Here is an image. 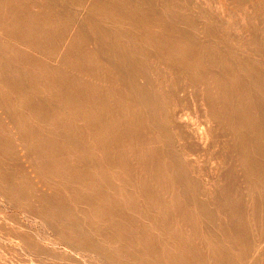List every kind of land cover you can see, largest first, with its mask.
Segmentation results:
<instances>
[{"label":"rangeland","instance_id":"374dc122","mask_svg":"<svg viewBox=\"0 0 264 264\" xmlns=\"http://www.w3.org/2000/svg\"><path fill=\"white\" fill-rule=\"evenodd\" d=\"M221 4L225 5V7L231 12V18L229 19V21L224 19V13L221 8ZM247 20L250 21L249 24L247 23ZM262 22H264V0H29V1L28 0H0V68H2L0 70V87L3 86L2 88H0V170H1L0 171V200H1L0 201V205H1L0 206V236L2 237V238L0 237V242H1L0 243V263L9 264V261H10L11 262L10 264H19V263L20 264H52V262L53 264H63L64 262L65 263L67 262L66 264L68 263L70 264H82V263L83 264H114V263L124 264L125 262H127L126 264H129V263L133 264L134 262L135 264V262H137L136 264H138L140 261L141 263L143 262V264L144 262L145 264L147 263L148 264H153V263L166 264L165 262H168V264L169 263L174 264L175 262L179 264V262L182 260L180 264H185L183 261L187 259V261H185L186 264L188 261L192 264L194 263L195 264H219L221 262L223 264H226V263L235 264L236 262L240 264L244 262H245L244 264H264L263 262L264 254L260 255L262 257H259V255H255L258 251H260V254H261L264 249V243H263L264 242L263 241L264 240L263 239L264 238V222H263L264 221L263 219L264 218V208H262V211L260 208H258L260 211L256 209L255 211H251L249 213L244 212L243 209L236 208L237 212H234V210H236L235 207L234 209H232L233 206H235L234 204L238 203V201H244L246 196H249V195L244 194L245 197H242L243 196L242 191L245 189H241V191L238 190L239 192H237L236 188L231 189V187L228 186V190H229L228 193H231L230 194L231 196L235 195V193L237 194L241 193L242 195V196L239 195V197L237 198V202L236 201L233 202V199L230 197L229 194H227L230 200L232 201L230 203L227 200V203L231 204L232 206L227 204L226 200H225V203L222 201H215L216 203H214L213 199H210L207 196L206 187L204 185L205 180H202L201 178H203V175L206 173L214 172L212 164L217 163V161L219 160V157L217 154H213V155L212 154H201L198 151V148H197L198 146L197 145L195 146V144H198V142H197V138L196 137L194 138L195 135L192 131H195L199 128L200 120L203 118V115H202V109L200 105L196 103V97L194 95L195 93L193 92L191 88L193 87L191 86V82L193 85L194 83L193 80L195 79V77H198L201 79L203 78L204 81H208L212 78H217V80L220 82L228 81L227 78L233 77L231 74V71L234 67L233 59L236 60L237 58L240 60H244V65L241 69V74H240L241 80L247 81L248 79H250V74L253 70L257 73H262V72H259L260 69H264V24H262ZM243 31H245L246 33H250L252 35L251 37H253L254 40H257V41L259 40V44H261L260 51H261V55L263 56V58L256 57V56L248 57L243 52L239 53V50L243 43V37L241 35V32L243 33ZM109 57L111 59L113 58L112 60H109L110 62L107 60V59H110ZM114 59L115 61L113 63L112 61ZM87 64L90 66L92 65V66L91 67L87 66ZM248 68L250 70H247ZM200 71H204L202 72L204 75L201 74ZM61 78H63V80ZM144 82L146 83L147 86L145 85ZM17 85L19 86L22 85L20 88H22L23 90L20 89L19 86ZM62 85H64L66 89H64L63 88L64 86L62 87ZM139 86H140V89H139ZM142 87H144V89ZM174 87L176 89H174ZM102 89L104 91H102ZM83 90H84V93H83ZM146 91L148 92L150 91L148 95H147L148 92ZM222 92L224 96L223 98L224 101L225 99L229 100L230 96L228 94L232 93V90L225 87ZM92 93H95L96 96L98 94V96L96 97ZM115 93L117 94V96L115 95ZM39 95L40 97H38ZM143 95L146 98H142ZM42 96L44 100L42 99ZM47 96H50V97H47ZM162 96H166L167 98L166 97L164 98ZM115 97H117L116 98L117 100L115 99ZM263 98H264V95L259 96L258 99L255 98L256 100H253L252 103L249 102L248 108L250 111L246 109L244 110V114H249L252 111V107H257L258 105L263 104L264 103V101L262 100ZM101 100H103L102 103H100ZM160 100H161V103H157V102H160ZM78 101L79 103L82 102L83 104L82 103L79 104ZM113 101L114 102L116 101L115 102L116 104L113 103ZM94 102H96L98 105ZM145 102H147V104ZM169 102H172V103H169ZM118 103L119 105H117ZM93 105H96V106H93ZM123 105H124V108H123ZM148 105L149 106L151 105L152 106L151 108L153 109H151ZM166 105L169 108L171 107L170 110ZM119 106L122 108V109L120 108L121 112H119L120 111ZM116 108H118V110ZM147 112L149 113V115L147 114ZM126 114H129V115H126ZM184 114L188 115V119L190 120V124H191L187 128H183L179 123L177 124L178 117L180 118L182 116L181 118H184L185 117ZM12 115H13L12 117L13 120L11 118ZM100 115L102 116L100 117ZM121 115H126L124 116V118L126 119V121L123 122L124 124L122 123V121L125 119ZM137 115L140 117H138ZM189 115H190V118H189ZM65 116L66 117L68 116V117L66 118ZM126 117L129 119H127ZM112 118L114 119L112 120ZM14 119H15V122H14ZM170 119L173 121L174 119L176 120L172 122ZM192 119H195V120H192ZM63 120H66V121H63ZM119 120H122V121H119ZM129 120H131L132 126ZM141 120L143 121L142 123H141ZM169 120L171 122L170 126L166 122ZM128 122L130 126H128L129 125ZM138 122H140L139 125H137ZM16 123H18V125ZM159 123H161L160 129L161 130L163 129L164 130V131L162 130L163 132H161V130L158 128ZM162 123H164L165 125ZM114 124L116 126H114ZM142 124L144 125L146 124V125L144 126ZM3 126L5 127V130L3 129L4 128ZM131 127H133V131L131 130L132 129ZM128 128L132 131L131 132L132 136L128 135L130 137L125 135V134H131ZM141 128L142 129L144 128L148 132L146 131L145 133V131L142 130ZM134 129H136L137 132ZM181 129H184L185 131L186 130L189 131V135H188L189 137L187 136L186 139H184V142L188 146L187 151L179 150L177 144H173L172 147L170 146V138L173 137L175 132L183 135V132L179 131ZM62 131L64 133L66 132L65 136L67 138L65 136L63 137L61 136V135H64ZM138 131L140 132L138 133ZM141 131H144V132H142L141 134ZM67 133L71 135H67ZM133 133L136 135L134 136ZM143 133H145L146 135L148 134V135L145 136V134ZM76 134L79 135L81 138L77 136ZM120 134H122L123 137ZM140 134L141 136L142 135L143 136L141 137ZM2 135H5V136H2ZM71 136H74L75 138L73 137L72 138L75 140L77 138L78 139L77 142L73 140ZM143 137H146V138H143ZM131 138H133V140ZM60 139L61 140L63 139L62 140L63 142L60 141ZM68 139L69 140L71 139L70 141L72 142H70ZM129 139H131L130 141L131 143L133 142L134 143L133 144L129 143ZM156 140L160 143V145L159 143L158 145L155 144L157 143ZM153 141L155 142L153 143ZM16 142L17 144H15ZM49 142L50 143L52 142V143L50 144ZM53 143H55V146L53 145ZM56 144H58V147L54 149L53 146L56 147ZM71 144L74 146L78 145L76 148L77 150H73L75 148L74 146H71ZM59 145H63L65 149H62L63 147ZM152 145L156 147L154 148ZM107 146L109 147V149ZM50 147H52L53 150ZM59 147L60 149H58ZM150 147H153V148H150ZM70 148L73 151L71 150L68 151ZM110 148L112 150H110ZM158 149L160 153L164 155V157H162ZM20 150H22L23 152L21 153ZM62 150L65 152L67 151V152L64 153ZM118 151L121 152L122 154L119 153ZM56 152H60L62 155V158H66V161L67 160L68 161L65 162V159H64V161L60 162L63 159L60 157L61 155H59V153H56ZM69 152H71L72 154L70 155ZM68 153L70 156L68 155ZM146 153L148 154L149 157L147 156ZM153 153H155L159 158H157V156H155V154ZM55 154H57L58 156L56 155L55 157ZM152 154L155 156V158L150 157L152 156ZM113 155H115L114 157H117V158H114ZM15 156L19 159H17ZM46 156H48V159ZM124 156H127V157H124ZM67 157H69V159L71 158V160H69ZM56 158L59 159V161ZM93 158H96V160ZM147 158H149V162ZM25 159L27 160L25 161ZM198 159L200 161H198ZM29 160L31 163H29ZM39 160L41 163L39 162ZM121 160L124 163V164L122 163V165H120ZM155 160H158V161H155ZM186 161H189V162H186ZM26 162L29 164L25 165ZM57 162L60 164L63 163L61 164L62 166L60 164L58 165ZM200 162H202L203 164L202 163L200 164ZM177 164H179L183 168H188L187 173H189V175L184 179L186 184L182 185L183 186L182 189L185 188L186 190H188L187 188L189 189L191 188L190 191L194 190L193 194L195 193L194 194L195 197L192 198L191 196L190 197L191 199L189 198L190 200H187L185 196L181 195L182 190H181L180 185H178V187L176 185H175L176 187L171 185L169 177L173 173H170L168 176H164L166 168H171L174 166L178 168L179 165ZM124 166H127V168ZM230 169H232V167H230ZM128 172H130V174ZM197 172L199 174H197ZM131 173L133 175H131ZM134 173L136 175H134ZM139 175H141L140 178H139ZM124 176L126 179L124 178ZM133 179L136 180L137 184L135 180ZM148 179H150L152 183ZM38 181H40V183ZM42 182L44 183L42 184ZM129 182L131 183L129 184ZM14 183H15V187L17 188H13ZM142 183L144 184V186ZM167 183L169 184V186ZM39 184H41L42 186ZM46 184H48L49 186ZM149 184L151 185L150 188H149ZM18 186H19V189H18ZM164 186L165 187L167 186L168 190ZM153 187H156V188H153ZM161 187H163V189ZM44 189H46V191ZM155 189L158 190V192L154 191ZM171 189L174 190V192ZM148 190H152L153 193L152 191L148 192ZM202 190H204L205 192H203ZM198 192L199 194H197ZM200 192H202V194ZM161 193H163L162 196H161ZM203 193H206V195ZM173 194L175 197L173 196ZM159 196L164 198L163 199L164 202L162 201V198H160ZM10 197H13V198H10ZM181 198L186 201L185 202L183 200L181 201ZM140 199L142 201H140ZM149 199L151 200V203H155L157 205L156 208L153 207V205L155 204L151 205L150 201H148ZM199 199H202V201ZM207 199H209V201L210 202L212 201L213 203L211 202V205H210ZM179 200L181 202H179ZM205 200H207L208 202ZM10 201L11 203H9ZM175 201L178 203H176ZM198 201L199 202L201 201L199 204L202 207L199 206V204H197ZM17 202L20 206H18ZM205 202L208 204V206ZM223 203L224 205L227 204V207H230L229 210L226 206H225L226 210H224ZM105 204L108 205V208H107V205ZM171 204L172 206H170ZM167 205L169 206V208ZM220 205H223V206H220ZM166 206H167V209H166ZM193 206L194 208L192 210ZM197 206H199V208H197ZM188 207H189V210H188ZM219 207H221L224 212L229 211V213L230 212L231 213L229 215H226L228 214V212L227 213L225 212L226 213L225 214L222 211V209ZM33 208L35 210H33ZM117 208H120V209L116 210ZM152 208L156 210H152ZM200 209H202V211ZM94 210L96 211V213ZM157 210L160 211L162 214H160ZM165 210L169 214L171 212V214L170 215L167 214ZM204 210H206L207 212ZM46 211L49 213H46ZM179 211H182V213ZM188 211L190 212L188 213ZM192 211H194V213L198 212L199 214L198 213L194 214L192 213ZM118 212H120L121 214ZM260 212H262L261 215H260ZM133 213H134V217H133ZM173 213H175V215H173ZM256 213L258 214V216ZM46 214L48 215L46 216ZM151 214L155 218L150 216ZM177 214H179V217ZM233 214H236V215L234 216ZM43 215H44V218L46 217L45 219L46 221L44 220ZM57 215L60 218H58ZM61 215L63 216L61 217ZM164 215L171 216V217H166ZM194 215L195 217L196 216L198 217L201 215L203 216V218L204 216L206 218H204L205 219L204 220L200 216V219L198 218L197 220V217L194 218ZM207 215L209 216V220L211 218L210 220L211 222L208 220ZM131 216L132 218L129 219V217ZM159 216H162L165 219L163 220L162 217L158 218ZM229 216L230 217L232 216L231 219ZM156 217L158 218L159 222ZM39 218L40 219L42 218V220H40ZM126 218L128 219L126 220ZM172 218H174L176 222ZM201 219H203V221ZM177 220L180 222V224ZM200 220L203 222V225H202V222H199ZM222 220H223V224L221 222ZM258 220H260V222ZM81 221L84 222L85 226L82 224ZM163 221H164V224H163ZM225 221L230 222V224L232 221V224L230 225L228 224V222H226V225H225ZM45 222H46V225H43L45 224ZM105 222L109 227H107ZM131 222L132 224H137V226L131 225ZM191 222L193 225L191 224ZM217 222H218V225H217ZM141 224H143V226ZM156 224L157 225L159 224L158 226L160 225L163 226L167 224L168 228L167 229L164 228L166 226H163L162 228L160 226L158 228ZM204 224H206V226ZM208 224H210L211 226L210 225L208 226ZM213 224H215L216 227ZM256 224H260L259 226H261V228L260 227L259 229L256 228L258 227ZM54 225H56V227ZM110 225L112 226L113 229H111ZM172 225H177V226H174L173 228ZM200 225L203 226V228ZM239 226L242 228H240ZM23 227L25 229H23ZM105 227H106V230H104ZM156 227L157 229H154ZM219 227L220 229H218ZM223 227L224 229L225 227H228V228L223 230ZM101 228L104 231L101 230ZM150 228L151 229L153 228L154 230L152 229L153 230L152 231ZM253 228H255V230ZM168 229L172 230L171 233ZM201 229L203 230V234H206V235L202 234ZM207 229L208 230L210 229V231L212 232L209 233ZM260 229L262 232L260 231ZM57 230H58V233H57ZM94 230H96L97 233H95ZM123 230L124 231L126 230L128 232L125 231L124 233ZM163 230L167 233L163 232ZM193 230H194V233L198 232V234H194ZM82 231L84 233H82ZM106 231H108L109 234L105 233ZM175 231H178L177 235ZM191 231L194 235L190 234ZM71 232H73V234ZM136 232H139V233L141 232L140 233L141 235L143 232L144 233L142 237L140 238L138 233L135 234ZM180 232H183V233H180ZM244 232L246 233V235H244L245 234ZM248 232L250 235L248 234ZM123 233L126 235H124ZM156 233L158 234V236ZM155 234L156 236H154ZM181 234L182 235L185 234L183 236H185L186 238L185 240L187 242L184 240V237L181 236ZM200 234L202 236H200ZM103 235L106 236V238L105 237L104 238L107 240L103 238ZM132 235H135L136 238ZM213 235H214V238H213ZM85 236L88 238H85ZM89 236H91V238H89ZM110 236H111V239L109 238ZM127 236L128 237L131 236L132 239L131 237L130 239H128ZM143 236H146V237L144 238ZM250 236L252 237L254 236L253 239L255 240L253 241L252 237ZM79 237H80V240H79ZM152 237H154V240L152 239ZM197 237H199L200 240L197 239ZM246 237H248L247 240L251 238L249 240L250 243L249 241L246 240ZM259 237H262V239L261 238L259 239ZM161 238L162 239L167 238V239L163 241L161 240ZM118 239H119V242H118ZM121 239L124 240V241L122 240L123 243L120 241ZM134 239H136V242H133ZM172 239L175 243L172 241ZM203 239H204V242H202ZM205 239H208V241L206 240V244H204L203 246L202 244L205 243ZM242 239L243 240L245 239L244 242L248 243V246H246V243H243ZM27 240L28 241L30 240L28 246H27L28 244ZM127 240L130 241L129 244L128 242H126ZM160 240L163 242V243L161 242L162 244L160 243ZM67 241L71 244L74 243L73 244L74 248H72L73 246L69 244ZM87 241H90V242H87ZM99 241L101 245H104V248L106 247L108 248L104 249L103 246H100ZM112 241H114V243ZM115 241H117L118 243L117 242L115 243ZM144 241L145 242L147 241L151 245L156 241L158 242H156V245L154 243L153 244L154 247H152L148 243L146 245ZM189 241H190V245L193 244L192 246L190 245L187 246V244H189L188 243ZM210 241H213L215 243L210 242ZM230 241H233V243ZM4 242H6V244ZM32 242L35 243V245ZM125 242H126V245H123L125 244ZM217 242L219 243L217 244ZM157 243L161 244V246ZM237 243L238 245L240 244V246L237 247ZM241 243L243 247L241 246ZM1 244H4V245H1ZM130 244L133 247H130L131 246ZM172 244H174L175 246L173 245V247H171ZM177 244L180 245L179 250H178L179 245L177 246ZM31 245L33 247L32 249H30ZM118 245H121V246H118ZM145 245L147 248L145 247ZM229 245L231 247H229ZM19 246H22L21 247L22 250ZM95 246H96L95 249L97 250L94 249ZM127 246L129 249L134 248V250H129ZM197 246L200 247V249H197L198 248ZM210 246L211 247L214 246V247L211 248ZM136 247H138L139 251L136 250ZM247 247L248 248L251 247V248L248 249ZM160 248L165 250V252L162 250V255H161ZM181 248L183 250H181ZM185 248L188 251L190 250L189 253H191V255L185 252L186 250ZM201 248L204 250H202ZM41 249H43V251L45 252H43ZM114 249L117 250V252L114 251ZM154 249L155 250L157 249V250L155 251ZM192 249L193 250L195 249V250L193 251ZM241 249L243 251L242 256H240L242 253ZM35 250H37L38 253L34 252ZM148 250L150 252L149 254H148ZM200 250H202L203 252L201 251L200 253ZM207 250H209V252ZM103 251H106V253ZM130 251L132 252V254ZM143 251L147 253L144 254ZM152 251H154V253H151ZM191 251L195 252V255L194 253L192 254ZM196 251H198L199 253ZM226 251L229 254L226 253ZM29 252L30 253L34 252V253L30 254ZM211 252L213 253V255ZM244 252H247V253H244ZM121 253H123V255ZM248 253H249V257L247 256ZM106 254L108 255V257H105L107 256ZM147 254L151 255L150 257H153V258L148 257ZM244 254L246 255L245 259H247L248 262L245 261L244 256H243ZM59 255H61L63 259L60 258L61 256ZM158 255L160 258L158 257ZM169 255H170V258H169ZM113 256L114 258H112ZM145 256L148 257V259H146ZM181 256L184 259L181 258ZM189 256L191 257L193 256L196 260ZM231 256L233 260L231 259ZM166 257H168V259ZM127 258H129L130 260ZM156 258L157 260L160 259L158 260L159 262L156 260ZM259 258H261L260 260L262 263H260ZM138 259H141V260L137 261ZM152 259L153 260L155 259L158 263L154 262ZM235 259L236 260L239 259V262L236 261ZM121 260L122 262H120ZM131 260H133V262ZM163 260L164 261L166 260V261L164 262ZM167 260H170V262ZM230 260L231 262L232 261L233 262L231 263ZM240 260L242 261V263ZM172 261L173 262L175 261V262L173 263Z\"/></svg>","mask_w":264,"mask_h":264},{"label":"bare ground","instance_id":"6f19581e","mask_svg":"<svg viewBox=\"0 0 264 264\" xmlns=\"http://www.w3.org/2000/svg\"><path fill=\"white\" fill-rule=\"evenodd\" d=\"M29 1V0H28ZM170 4V3H169ZM252 6V5H251ZM221 8H222V10H223V13H224V19L225 20H227V21H229V19L231 18V12H230V10H228L226 7H225V5H222L221 4ZM248 8V7H247ZM252 8V7H251ZM18 12V11H17ZM202 14V13H201ZM131 15V14H130ZM255 16V15H254ZM198 19V18H197ZM246 19V18H245ZM6 21V20H5ZM221 21V20H220ZM32 22V21H31ZM37 23V22H36ZM235 23V22H234ZM247 23L249 24L250 23V21H248L247 20ZM256 23V22H255ZM22 24V23H21ZM116 24V23H115ZM261 24V23H260ZM262 24H264V22H262ZM77 25V24H76ZM189 25V24H188ZM187 25V26H188ZM216 25V24H215ZM77 27V26H76ZM75 27V28H76ZM253 27V26H252ZM238 28V27H237ZM29 29V28H28ZM66 29V28H65ZM84 29V28H83ZM108 29V28H107ZM195 29V28H194ZM246 29V28H245ZM236 30V29H235ZM251 30V29H250ZM251 32V31H250ZM57 33V32H56ZM28 34V33H27ZM6 35V34H5ZM182 35V34H181ZM241 35H242V37H243V43H242V45H241V48H240V50H239V53L240 52H243L244 54H246L248 57H250V56H256V57H260V58H263V56L261 55V44H259V40L257 41V40H254L253 39V37H251L252 35L250 34V33H246L245 31H243V33L241 32ZM18 36V35H17ZM16 36V37H17ZM28 36V35H27ZM12 37V36H11ZM21 37V36H20ZM29 37V36H28ZM51 37V36H50ZM62 37V36H61ZM211 38V37H210ZM21 39V38H20ZM31 39V38H30ZM78 39V38H77ZM18 40V39H17ZM24 42H25V40H24ZM37 42V41H36ZM2 44V43H1ZM38 44V43H37ZM185 45V44H184ZM183 47V46H182ZM6 48V47H5ZM116 48V47H115ZM151 48V47H150ZM227 48V47H226ZM9 50H10V48H9ZM183 50V49H182ZM185 50V49H184ZM196 50V49H195ZM226 50V49H225ZM19 51V50H18ZM117 51V50H116ZM187 51V50H186ZM151 52V51H150ZM15 53V52H14ZM111 54H112V52H111ZM185 54H187V53H185ZM7 55V54H6ZM204 55V54H203ZM110 56V55H109ZM191 56V55H190ZM108 57V56H107ZM179 57V56H178ZM206 57V56H205ZM5 58V57H4ZM82 58V57H81ZM110 58V57H109ZM143 58H144V56H143ZM191 58V57H190ZM28 59V58H27ZM106 59V58H105ZM113 59V58H112ZM111 58L110 59H107L108 61L109 60H112ZM116 59V58H115ZM115 59L112 61L113 63H114V61H115ZM125 59V58H124ZM179 59V58H178ZM205 59H207V58H205ZM22 60H23V58H22ZM65 60V59H64ZM180 61V60H179ZM204 61V60H203ZM209 61V60H208ZM16 62V61H15ZM110 62V61H109ZM117 62V61H116ZM155 62V61H154ZM233 62H234V67H233V69H232V71H231V74H232V78H227L228 79V81H223V82H220V81H218L217 80V78H212V79H210V80H208V81H204V79L202 78H198V77H195V79L193 80L194 81V83H193V85H192V82H191V86H193V87H191L192 88V90H193V92L195 93L194 95H195V97H196V103H198L199 105H200V107H201V109H202V115H203V118L200 120V125H199V128L197 129V130H195V131H192L193 133H194V138L196 137L197 138V142H198V144H195V146L197 145L198 147V151L201 153V154H217L218 155V157H219V160L217 161V163H213L212 165H213V169H214V172H212V173H206V174H204L203 175V178H201L202 180H205L204 182V185H205V187H206V193H207V196L210 198V199H213V201H214V203H216L215 201H222V202H224L225 203V200H226V203H227V200H228V202H232L231 200H230V198H229V196L227 195V194H231V193H228V186H230L231 187V189L232 188H236L237 189V192H239L238 190H240L241 191V189H245V190H243L242 191V195H241V193L240 194H237V193H235V195H233V196H231L230 195V197L233 199V202H237V198L239 197V195H241L242 197H245L244 196V194H246V195H249V196H246V198L244 199V201H238V203H235L234 205L235 206H233V208L232 209H234V207H235V209L236 208H240V209H243L244 210V212H251V211H255L256 209L258 210V211H260L258 208H260L261 209V211H262V208H264V103L263 104H260V105H258L257 107H252V111L249 113V114H244V110H246V109H248L249 110V108H248V104H249V102H251L252 103V101L253 100H256V99H258L259 98V96H262V95H264V69H260L259 70V72H262V73H257V72H255L254 70L251 72V74H250V79H246L247 81H243V80H241V78H240V74H241V69H242V67H243V65H244V60H240V59H233ZM11 64V63H10ZM97 64V63H96ZM3 65V64H2ZM1 65V66H2ZM58 65V64H57ZM82 65V64H81ZM99 65H100V63H99ZM114 65H116V64H114ZM12 66V65H11ZM10 66V67H11ZM87 66H90V65H88L87 64ZM92 66V65H91ZM90 66V67H91ZM117 66H119V65H117ZM122 66V65H121ZM123 67V66H122ZM179 67V66H178ZM97 68V67H96ZM157 68V67H156ZM2 68H0V70H1ZM79 69V68H78ZM92 69V68H91ZM122 69V68H121ZM209 69V68H208ZM6 70H7V68H6ZM10 70V69H9ZM141 70V69H140ZM159 70V69H158ZM247 70H250L249 68L247 69ZM5 71V70H4ZM160 71V70H159ZM212 71V70H211ZM221 71V70H220ZM8 72V71H7ZM34 72V71H33ZM168 72V71H167ZM202 72H204V71H200V73L201 74H203ZM2 73V72H1ZM92 73H93V71H92ZM7 74V73H6ZM91 74V73H90ZM128 74V73H127ZM97 75H98V73H97ZM151 75H152V73H151ZM160 75V74H159ZM169 75V74H168ZM204 75V74H203ZM10 76V75H9ZM12 77V76H11ZM17 77V76H16ZM60 77H62V76H60ZM100 77V76H99ZM106 77V76H105ZM166 77V76H165ZM21 78V77H20ZM122 78V77H121ZM155 78H156V76H155ZM160 78V77H159ZM169 78V77H168ZM51 79V78H50ZM62 80H63V78H61ZM89 80V79H88ZM147 80V79H146ZM170 80V79H169ZM6 81V80H5ZM86 81V80H85ZM132 81V80H131ZM134 81V80H133ZM155 81H156V79H155ZM159 81V80H158ZM157 81V82H158ZM23 82V81H22ZM62 82V81H61ZM76 82V81H75ZM83 82V81H82ZM128 82V81H127ZM149 82V81H148ZM190 82V81H189ZM58 83V82H57ZM125 83V82H124ZM145 83V82H144ZM144 83H143V85H144ZM150 83V82H149ZM161 83V82H160ZM6 84V83H5ZM18 84V83H17ZM20 84V83H19ZM43 84H45V83H43ZM65 84V83H64ZM69 84H71V83H69ZM127 84V83H126ZM4 85V84H3ZM49 85V84H48ZM73 85V84H72ZM86 85V84H85ZM88 85V84H87ZM145 85H146V83H145ZM165 85V84H164ZM170 85V84H169ZM168 85V86H169ZM190 85V84H189ZM8 86V85H7ZM17 86H19V85H17ZM22 86V85H21ZM21 86H19V88L21 87ZM24 86V85H23ZM26 86V85H25ZM42 86V85H41ZM54 86V85H53ZM64 85H62V87H63ZM74 86V85H73ZM141 86V85H140ZM140 86H139V89H140ZM147 86V85H146ZM3 86H1L0 88H2ZM46 87H47V85H46ZM67 87V86H66ZM84 87V86H83ZM129 87V86H128ZM160 87V86H159ZM165 87V86H164ZM173 87V86H172ZM171 87V88H172ZM188 87V86H187ZM228 88V89H230V90H232V93H230V94H228L229 96H230V99L229 100H227V99H225V101H224V96H223V90H224V88ZM38 88V87H37ZM53 88H55V87H53ZM64 89H66L65 88V86L63 87ZM80 88H82V87H80ZM143 89H144V87H142ZM190 88V89H191ZM5 89V88H4ZM20 89H22V88H20ZM19 89V90H20ZM26 89V88H25ZM47 89V88H46ZM72 89H74V88H72ZM104 89V88H103ZM102 89V91H104ZM106 89V88H105ZM111 89V88H110ZM113 89H115V88H113ZM119 89H121V88H119ZM165 89V88H164ZM174 89H176L175 87H174ZM178 89V88H177ZM23 90V89H22ZM27 90V89H26ZM29 90V89H28ZM32 90V89H31ZM39 90H40V88H39ZM68 90V89H67ZM66 90V91H67ZM100 90V89H99ZM123 90V89H122ZM246 90H247V92H246ZM10 91V90H9ZM30 91V90H29ZM56 91V90H55ZM101 91V90H100ZM109 91H111V90H109ZM108 91V92H109ZM112 91H114V90H112ZM163 91V90H162ZM72 92V91H71ZM87 92H89V91H87ZM146 92H148V91H146ZM150 92V91H149ZM149 92L147 93V95L149 94ZM19 93H20V91H19ZM70 93V92H69ZM83 93H84V90H83ZM97 93H99V92H97ZM127 93H128V91H127ZM141 93H142V91H141ZM153 93V92H152ZM65 94V93H64ZM75 94H76V92H75ZM78 94V93H77ZM89 94H91V93H89ZM92 94H94V96H96L95 95V93H92ZM105 94V93H104ZM144 94V93H143ZM151 94V93H150ZM161 94V93H160ZM160 94H158V95H160ZM178 94H179V92H178ZM23 95V94H22ZM72 95V94H71ZM70 95V96H71ZM81 95V94H80ZM115 95L117 96V94L115 93ZM162 95V94H161ZM165 95V94H164ZM64 96V95H63ZM97 96H98V94H97ZM96 96V97H97ZM139 96V95H138ZM155 96V95H154ZM156 96H157V94H156ZM189 96V95H188ZM38 97H40V95L38 96ZM47 97H50V96H47ZM65 97V96H64ZM78 97V96H77ZM108 97V96H107ZM142 97V96H141ZM162 97H166V96H162ZM173 97V96H172ZM183 97V96H182ZM256 99H255V98ZM28 98V97H27ZM61 98V97H60ZM74 98V97H73ZM99 98V97H98ZM117 97H115V99H116ZM142 98H146V97H144V95H143V97ZM155 98V97H154ZM164 98H162V99H164ZM167 98V97H166ZM2 99V98H1ZM42 99H43V96H42ZM95 99V98H94ZM134 99V98H133ZM138 99H140V98H138ZM152 99V98H151ZM150 99V100H151ZM194 99V98H193ZM23 100H24V98H23ZM36 100V99H35ZM44 100V99H43ZM58 100H59V98H58ZM64 100H66V99H64ZM73 100V99H72ZM97 100V99H96ZM104 100V99H103ZM103 100H101V102L100 103H102L103 102ZM110 100V99H109ZM113 100H114V98H113ZM117 100V99H116ZM188 100V99H187ZM190 100V99H189ZM263 101H264V98L262 99ZM2 101V100H1ZM34 101V100H33ZM70 101V100H69ZM68 101V102H69ZM74 101V100H73ZM90 101V100H89ZM184 101V100H183ZM262 101V102H263ZM60 102H62V101H60ZM64 102V101H63ZM97 102V101H96ZM96 102H94V103H96ZM99 102V101H98ZM116 102V101H115ZM114 101H113V103H115ZM125 102V101H124ZM123 102V103H124ZM148 102V101H147ZM147 102H145L146 104H147ZM187 102V101H186ZM13 103V102H12ZM46 103V102H45ZM78 103H79V101H78ZM82 102H80L79 104H81ZM122 103V104H123ZM153 103V102H152ZM157 103H161V100H160V102H157ZM166 103H167V101H166ZM169 103H172V102H169ZM225 103V104H224ZM260 103V102H259ZM3 104V103H2ZM35 104V103H34ZM40 104V103H39ZM43 104V103H42ZM62 104V103H61ZM73 104V103H72ZM83 104V103H82ZM97 104V103H96ZM109 104V103H108ZM116 104V103H115ZM121 104V103H120ZM125 104V103H124ZM195 104V103H194ZM98 105V104H97ZM111 105V104H110ZM117 105H119V103L117 104ZM134 105V104H133ZM137 105V104H136ZM168 105H170V104H168ZM182 105V104H181ZM196 105V104H195ZM25 106V105H24ZM30 106V105H29ZM42 106V105H41ZM71 106V105H70ZM80 106V105H79ZM90 106V105H89ZM93 106H96V105H93ZM105 106H106V104H105ZM113 106V105H112ZM144 106V105H143ZM149 106V105H148ZM161 106V105H160ZM167 106V105H166ZM1 107H3V106H1ZM6 107V106H5ZM17 107V106H16ZM26 107V106H25ZM68 107V106H67ZM75 107V106H74ZM110 107V106H109ZM114 107H116V106H114ZM113 107V108H114ZM131 107V106H130ZM129 107V108H130ZM135 107V106H134ZM150 108L152 107L151 105L149 106ZM168 107V106H167ZM13 108V107H12ZM37 108V107H36ZM51 108V107H50ZM69 108V107H68ZM67 108V109H68ZM71 108V107H70ZM120 106H119V110H120ZM123 108H124V105H123ZM128 108V109H129ZM132 108V107H131ZM138 108V107H137ZM145 108V107H144ZM169 108V107H168ZM171 108V107H170ZM170 108H169V110H170ZM194 108V107H193ZM19 109V108H18ZM22 109V108H21ZM105 109V108H104ZM117 110H118V108H116ZM122 109V108H121ZM126 109V108H125ZM151 109H153V108H151ZM150 109V110H151ZM163 109H164V107H163ZM197 109V108H196ZM23 110V109H22ZM75 110H76V108H75ZM111 110V109H110ZM116 110V111H117ZM149 110V109H148ZM175 110V109H174ZM27 111V110H26ZM67 111V110H66ZM69 111V110H68ZM113 111V110H112ZM115 111V112H116ZM131 111V110H130ZM153 111V110H152ZM164 111H165V109H164ZM177 111V110H176ZM189 111V110H188ZM197 111V110H196ZM250 111V110H249ZM24 112V111H23ZM119 112H121V110L119 111ZM118 112V113H119ZM149 112H151V111H149ZM168 112V111H167ZM170 112V111H169ZM186 112V111H185ZM4 113V112H3ZM8 113H10V112H8ZM33 113V112H32ZM38 113V112H37ZM43 113V112H42ZM57 113V112H56ZM90 113V112H89ZM127 113H129V112H127ZM143 113V112H142ZM180 113H181V111H180ZM179 113V114H180ZM197 113V112H196ZM199 113V112H198ZM48 114V113H47ZM50 114V113H49ZM111 114V113H110ZM125 114V113H124ZM147 114L149 115V113L147 112ZM187 114H188V112H187ZM2 115V114H1ZM39 115V114H38ZM41 115V114H40ZM98 115V114H97ZM126 115H129V114H126ZM126 115H121L123 118H124V116H126ZM168 115V114H167ZM170 115V114H169ZM181 115V114H180ZM24 116V115H23ZM53 116V115H52ZM51 116V117H52ZM102 115H100V117H101ZM107 116V115H106ZM112 116V115H111ZM110 116V117H111ZM138 116V115H137ZM161 116V115H160ZM184 118H179L178 117V122H177V124L179 123L183 128H187L189 125H191L190 124V120L188 119V115H186V114H184ZM192 116V115H191ZM196 116H198V115H196ZM13 117V115L11 116V118ZM18 117V116H17ZM47 117V116H46ZM66 117V116H65ZM68 117V116H67ZM66 117V118H67ZM92 117H93V115H92ZM129 117V116H128ZM131 117V116H130ZM138 117H140V116H138ZM137 117V118H138ZM157 117H159V116H157ZM162 117V116H161ZM166 117H168V116H166ZM199 117H200V115H199ZM198 117V118H199ZM36 118V117H35ZM42 118V117H41ZM103 118V117H102ZM119 118V117H118ZM127 118V117H126ZM152 118V117H151ZM189 118H190V115H189ZM195 118V117H194ZM16 119V118H15ZM15 119H14V122H15ZM47 119V118H46ZM65 119V118H64ZM114 118H112V120H113ZM121 119V118H120ZM125 119V118H124ZM127 119H129V118H127ZM160 119H162V118H160ZM196 119V118H195ZM195 119H192V120H195ZM8 120V119H7ZM12 120H13V118H12ZM34 120H36V119H34ZM110 120V119H109ZM118 120V119H117ZM137 120V119H136ZM158 120V119H157ZM171 120V119H170ZM170 120L169 121H166L168 124H169V126H170V124H171V122H170ZM176 119H174V121H175ZM16 121H18V120H16ZM26 121V120H25ZM63 121H66V120H63ZM97 121V120H96ZM108 121V120H107ZM119 121H122V120H119ZM124 121H126V119L125 120H123L122 121V123L124 122ZM133 121V120H132ZM150 121V120H149ZM172 122H174L173 120H171ZM199 121V120H198ZM3 122V121H2ZM115 122V121H114ZM129 122H130V124H131V126H132V123H131V120H129ZM129 122H128V124H129ZM143 121L141 120V123H142ZM153 122V121H152ZM164 122V121H163ZM113 123V122H112ZM135 123H136V121H135ZM156 123H158V122H156ZM165 123V122H164ZM164 123H162V124H164ZM17 125H18V123H16ZM26 124V123H25ZM124 124V123H123ZM130 124L128 125V126H130ZM140 124V122H138V124L137 125H139ZM166 124V123H165ZM164 124V125H165ZM167 124V125H168ZM176 124V123H175ZM174 124V125H175ZM49 125V124H48ZM58 125V124H57ZM78 125V124H77ZM137 125H135V126H137ZM142 125H144V124H142ZM141 125V126H142ZM146 125V124H145ZM144 125V126H145ZM152 125V124H151ZM159 125V129H160V127H161V123H159L158 124ZM163 125V126H164ZM195 125V124H194ZM198 125V124H197ZM6 126V125H5ZM112 126V125H111ZM114 126H116L115 124H114ZM140 126V127H141ZM168 126V127H169ZM180 126V127H181ZM4 127V126H3ZM2 127V128H3ZM13 127V126H12ZM22 127V126H21ZM50 127V126H49ZM92 127V126H91ZM125 127H126V125H125ZM124 127V128H125ZM148 127V126H147ZM176 127V126H175ZM37 128V127H36ZM132 129V131H133V127H131ZM149 128H151V127H149ZM165 128V127H164ZM166 128H167V126H166ZM190 128V127H189ZM4 130H5V127L3 128ZM14 129V128H13ZM19 129V128H18ZM29 129V128H28ZM44 129V128H43ZM94 129V128H93ZM101 129V128H100ZM126 129V128H125ZM129 129V128H128ZM138 129H139V127H138ZM142 129V128H141ZM153 129V128H152ZM170 129H171V127H170ZM175 129V128H174ZM52 130V129H51ZM130 129H129V131H130V133L132 132ZM134 130H136V129H134ZM142 130H144L145 131V133H146V131L147 130H145L144 128L142 129ZM161 130V129H160ZM163 130V129H162ZM161 130V132H163ZM193 130V129H192ZM46 131H48V130H46ZM144 131H141V134H142V132H144ZM169 131V130H168ZM176 131V130H175ZM179 131H182L183 132V135L182 134H178L177 132H175V134L173 135V137L172 138H170V146L172 147V145L173 144H177L178 145V148H179V150H182V151H187V149H188V146H187V144L184 142V139H186V137L189 135V131L188 130H184V129H181V130H179ZM9 132V131H8ZM53 132V131H52ZM63 132V131H62ZM68 132V131H67ZM121 132V131H120ZM135 132V131H134ZM136 132H137V130H136ZM140 131H138V133H139ZM148 132V131H147ZM150 132V131H149ZM12 133V132H11ZM42 133V132H41ZM55 133H56V131H55ZM54 133V134H55ZM64 133V132H63ZM63 133H61V134H63ZM66 133V132H65ZM64 133V135H61L62 137L63 136H65L66 134ZM145 133H143V134H145ZM165 133V132H164ZM37 134V133H36ZM108 134V133H107ZM134 134V133H133ZM141 134H140V136H141ZM166 134V133H165ZM15 135V134H14ZM23 135V134H22ZM26 135V134H25ZM39 135V134H38ZM52 135V134H51ZM67 135H71V134H68L67 133ZM77 135V134H76ZM121 136H122V134H120ZM125 135H131L132 136V133L131 134H125ZM136 134H134V136H135ZM148 135V134H147ZM146 134H145V136H147ZM164 135V134H163ZM2 136H5V135H2ZM54 136V135H53ZM77 136H79V135H77ZM76 136V137H77ZM143 136V135H142ZM141 136V137H142ZM157 136V135H156ZM21 137V136H20ZM55 137V136H54ZM66 137V136H65ZM75 138L74 136H71V138ZM80 137V136H79ZM123 137V136H122ZM128 137H130V136H128ZM137 137V136H136ZM167 137V136H166ZM189 137V136H188ZM53 138V137H52ZM67 138V137H66ZM72 138V139H73ZM81 138V137H80ZM120 138V137H119ZM143 138H146V137H143ZM150 138V137H149ZM149 138H147V139H149ZM193 138V137H192ZM8 139V138H7ZM12 139V138H11ZM21 139V138H20ZM26 139V138H25ZM132 140H133V138H131ZM131 139H129V143H131L130 141H131ZM136 139V138H135ZM146 139V140H147ZM156 139V138H155ZM15 140V139H14ZM22 140V139H21ZM32 140H34V139H32ZM48 140V139H47ZM54 140V139H53ZM53 140H52V142H53ZM63 140V139H62ZM61 139H60V141H62ZM67 140V139H66ZM69 140V139H68ZM71 140V139H70ZM69 140V141H70ZM73 140H75V139H73ZM77 138H76V142H77ZM111 140V139H110ZM121 140V139H120ZM196 140V139H195ZM241 140H243V141H241ZM24 141V140H23ZM141 141H142V139H141ZM187 141V140H186ZM51 142V143H52ZM58 142V141H57ZM63 142V141H62ZM70 142H72V141H70ZM150 142V141H149ZM155 141H153V143H154ZM156 142L157 143H155V144H157L158 145V141L156 140ZM24 143V142H23ZM50 143V142H49ZM50 143V144H51ZM66 143H67V141H66ZM121 143V142H120ZM134 143V142H133ZM133 143H131V144H133ZM146 143V142H145ZM145 143H144V145H145ZM195 143H196V141H195ZM13 144V143H12ZM15 144H17V142L15 143ZM43 144V143H42ZM42 144H41V146H42ZM63 144V143H62ZM112 144V143H111ZM117 144V143H116ZM137 144V143H136ZM5 145V144H4ZM3 145V146H4ZM23 145V144H22ZM53 145L55 146V143H53ZM80 145V144H79ZM121 145V144H120ZM126 145V144H125ZM149 145V144H148ZM159 145H160V143H159ZM21 146V145H20ZM29 146V145H28ZM27 146V147H28ZM53 146V148L54 149H56L57 147H58V144H56V147H54ZM59 146H62L63 147V145H59ZM65 146V145H64ZM67 146H68V144H67ZM71 146H74V145H72L71 144ZM77 146L78 145H76V146H74V148L75 149H73V150H77L76 148H77ZM123 146V145H122ZM153 146V145H152ZM81 147V146H80ZM108 147V146H107ZM106 147V148H107ZM139 147V146H138ZM145 147V146H144ZM143 147V148H144ZM149 147V146H148ZM154 147V146H153ZM153 147H150V148H153ZM156 147V146H155ZM154 147V148H155ZM8 148V147H7ZM45 148V147H44ZM50 148H52V147H50ZM53 148H52V150H53ZM66 148H68V147H66ZM73 148V147H72ZM105 148V147H104ZM120 148V147H119ZM125 148V147H124ZM132 148V147H131ZM137 148V147H136ZM193 148V147H192ZM58 149H60V147L58 148ZM62 149H65V147H63ZM108 149H109V147H108ZM122 149V148H121ZM146 149H147V147H146ZM149 149V148H148ZM191 149V148H190ZM10 150H12V149H10ZM68 150V149H67ZM71 150V148L68 150V151H70ZM73 150H71V151H73ZM84 150V149H83ZM103 150V149H102ZM110 150H112L111 148H110ZM138 150V149H137ZM136 150V151H137ZM172 150V149H171ZM194 150V149H193ZM19 151V150H18ZM47 151V150H46ZM45 151V152H46ZM56 151V150H55ZM63 151V150H62ZM62 151H60V152H62ZM90 151V150H89ZM108 151V150H107ZM106 151V152H107ZM141 151V150H140ZM155 151V150H154ZM158 151H159V149H158ZM12 152V151H11ZM14 152V151H13ZM20 152L22 153L23 151L22 150H20ZM31 152V151H30ZM60 152H56V153H59V155H61V153ZM64 153H66L65 151H63ZM97 152V151H96ZM119 152V151H118ZM145 152H146V150H145ZM15 153V152H14ZM18 153V152H17ZM25 153V152H24ZM33 153H35V152H33ZM54 153V152H53ZM70 153V155L72 154L71 152H69ZM69 153H68V155H69ZM77 153H78V151H77ZM81 153V152H80ZM89 153V152H88ZM99 153V152H98ZM113 153V152H112ZM111 153V154H112ZM119 153H121V152H119ZM137 153V152H136ZM142 153V152H141ZM159 153H160V151H159ZM182 153V152H181ZM41 154V153H40ZM74 154H76V153H74ZM122 154V153H121ZM120 154V155H121ZM125 154V153H124ZM140 154V153H139ZM147 154V153H146ZM145 154V155H146ZM153 154H155V153H153ZM152 154V156H150L151 158H155V156H157L156 154H155V156ZM161 154V153H160ZM183 154V153H182ZM14 155V154H13ZM19 155V154H18ZM43 155V154H42ZM56 155L57 154H55V157H56ZM69 155V156H70ZM78 155H79V153H78ZM83 155V154H82ZM103 155V154H102ZM133 155V154H132ZM141 155V154H140ZM162 155V154H161ZM173 155V154H172ZM192 155H194V154H192ZM211 155V156H212ZM31 156H32V154H31ZM40 156V155H39ZM50 156V155H49ZM58 156V155H57ZM64 156V155H63ZM95 156V155H94ZM109 156V155H108ZM115 155H113V157H114ZM119 156V155H118ZM147 156H148V154H147ZM160 156V155H159ZM171 156V155H170ZM16 157V156H15ZM24 157V156H23ZM47 157V159H48V156H46ZM61 158H62V155L60 156ZM59 157V158H60ZM71 157H73V156H71ZM76 157V156H75ZM124 157H127V156H124ZM139 157V156H138ZM149 157V156H148ZM162 157H164V155H162ZM12 158V157H11ZM13 158H14V156H13ZM12 158V159H13ZM17 158V157H16ZM26 158V157H25ZM43 158H44V156H43ZM51 158V157H50ZM68 159H69V157H67ZM92 158V157H91ZM114 158H117V157H114ZM140 158V157H139ZM150 158V159H151ZM157 158H159L158 156H157ZM185 158V157H184ZM17 159H19V158H17ZM57 159V158H56ZM63 160H61L60 162H62V161H64V159H65V162H67L66 161V158H62ZM78 159V158H77ZM76 159V160H77ZM93 159H95L96 160V158H93ZM110 159V158H109ZM112 159V158H111ZM125 159V158H124ZM129 159H130V157H129ZM148 159V162H149V158H147ZM174 159V158H173ZM179 159V158H178ZM177 159V160H178ZM8 160V159H7ZM11 160V159H10ZM27 159H25V161H26ZM58 161H59V159H57ZM69 160H71V158L69 159ZM79 160V159H78ZM113 160V159H112ZM115 160V159H114ZM120 160V159H119ZM169 160V159H168ZM185 160V159H184ZM214 160V159H213ZM212 160V161H213ZM228 160V161H227ZM34 161V160H33ZM45 161V160H44ZM48 161V160H47ZM53 161V160H52ZM75 161V160H74ZM73 161V162H74ZM125 161V160H124ZM155 161H158V160H155ZM179 161H181V160H179ZM197 161V160H196ZM198 161H200L199 159H198ZM39 162H40V160H39ZM54 162V161H53ZM81 162V161H80ZM94 162V161H93ZM120 162V161H119ZM127 162H128V160H127ZM139 162V161H138ZM143 162V161H142ZM186 162H189V161H186ZM215 162V161H214ZM29 163H31L30 162V160H29ZM29 163H27L26 162V164L25 165H27V164H29ZM41 163V162H40ZM58 163V162H57ZM56 163V164H57ZM82 163V162H81ZM122 160H121V164L120 165H122ZM169 163H170V161H169ZM180 163V162H179ZM183 163V162H182ZM202 162H200V164H201ZM7 164V163H6ZM53 164V163H52ZM60 163H58V165H59ZM61 164H63V163H61ZM60 164V165H61ZM124 164V163H123ZM141 164H143V163H141ZM146 164H147V162H146ZM203 164V163H202ZM208 164H210V163H208ZM33 165H35V164H33ZM50 165V164H49ZM55 165V164H54ZM151 165V164H150ZM154 165V164H153ZM177 165H179V164H177ZM198 165V164H197ZM24 166V165H23ZM47 166V165H46ZM56 166V165H55ZM62 166V165H61ZM85 166V165H84ZM87 166V165H86ZM89 166V165H88ZM102 166V165H101ZM137 166V165H136ZM138 166H139V164H138ZM173 166V165H172ZM25 167V166H24ZM44 167V166H43ZM64 167V166H63ZM66 167V166H65ZM70 167V166H69ZM105 167V166H104ZM124 167H126L127 168V166H124ZM165 167V166H164ZM201 167V166H200ZM230 167H232V169H230ZM32 168H33V166H32ZM155 168V167H154ZM179 168V169H178ZM178 168L177 167H171V168H166L165 169V175L164 176H168L170 173H173L170 177H169V179H170V183H171V185H173V186H177L178 187V185H180V187H181V190H182V196H185L186 198H187V200H190L191 198V196H192V198L193 197H195L194 196V194H193V191L191 192L190 191V189L189 188H187L188 190H186L185 188H183L182 189V185H184V184H186L185 183V181H184V179L189 175V173H187V171H188V168H183V167H181L180 165L178 166ZM196 168V167H195ZM2 169V168H1ZM31 169V168H30ZM48 169V168H47ZM62 169V168H61ZM64 169H66V168H64ZM87 169V168H86ZM212 169V170H213ZM27 170V169H26ZM95 170V169H94ZM97 170V169H96ZM135 170V169H134ZM150 170V169H149ZM152 170V169H151ZM196 170V169H195ZM194 170V171H195ZM1 171V170H0ZM6 171V170H5ZM70 171V170H69ZM85 171V170H84ZM88 171V170H87ZM125 171V170H124ZM181 171H183V172H181ZM202 171V170H201ZM231 171V172H230ZM31 172V171H30ZM34 172V171H33ZM90 172V171H89ZM100 172V171H99ZM98 172V173H99ZM101 172H102V170H101ZM127 172V171H126ZM133 172V171H132ZM162 172V171H161ZM160 172V173H161ZM208 172V171H207ZM210 172V171H209ZM10 173V172H9ZM26 173V172H25ZM28 173V172H27ZM35 173V172H34ZM129 174H130V172H128ZM138 173V172H137ZM144 173V172H143ZM151 173H152V171H151ZM192 173H194V172H192ZM16 174V173H15ZM33 174V173H32ZM103 174V173H102ZM197 174H199L198 172H197ZM10 175V174H9ZM20 175V174H19ZM25 175V174H24ZM34 175V174H33ZM131 175H133L132 173H131ZM134 175H136L135 173H134ZM141 175H143V174H141ZM141 175H139V178H140V176ZM161 175V174H160ZM2 176V175H1ZM30 176V175H29ZM40 176H41V174H40ZM122 176V175H121ZM143 176H145V175H143ZM153 176V175H152ZM155 176V175H154ZM163 176V175H162ZM190 176H191V174H190ZM22 177V176H21ZM37 177H38V175H37ZM44 177V176H43ZM49 177H50V175H49ZM62 177V176H61ZM123 177V176H122ZM132 177V176H131ZM31 178V177H30ZM103 178V177H102ZM113 178V177H112ZM124 178H125V176H124ZM133 178V177H132ZM11 179H12V177H11ZM48 179V178H47ZM87 179V178H86ZM119 179V178H118ZM126 179V178H125ZM157 179V178H156ZM163 179V178H162ZM16 180V179H15ZM14 180V181H15ZM18 180V179H17ZM20 180V179H19ZM35 180V179H34ZM41 180V179H40ZM55 180V179H54ZM59 180V179H58ZM61 180V179H60ZM83 180V179H82ZM133 180H135V179H133ZM148 180H150V179H148ZM187 180V179H186ZM191 180H192V178H191ZM45 181V180H44ZM70 181V180H69ZM113 181V180H112ZM127 181V180H126ZM158 181V180H157ZM162 181V180H161ZM160 181V182H161ZM167 181H168V179H167ZM188 181V180H187ZM37 182V181H36ZM39 183H40V181H38ZM49 182V181H48ZM64 182H65V180H64ZM122 182V181H121ZM135 182H136V180H135ZM140 182V181H139ZM143 182V181H142ZM145 182V181H144ZM150 182H151V180H150ZM155 182V181H154ZM163 182H164V180H163ZM166 182V181H165ZM11 183V182H10ZM44 182H42V184H43ZM53 183V182H52ZM67 183V182H66ZM131 182H129V184H130ZM152 183V182H151ZM150 183V184H151ZM202 183V182H201ZM13 184V183H12ZM120 184V183H119ZM136 184H137V182H136ZM135 184V185H136ZM143 184V183H142ZM149 184V188L151 187V185ZM168 184V183H167ZM39 185H41V184H39ZM46 185H48V184H46ZM147 185H148V183H147ZM155 185V184H154ZM160 185V184H159ZM191 185V184H190ZM42 186V185H41ZM49 186V185H48ZM52 186V185H51ZM64 186H66V185H64ZM86 186V185H85ZM131 186H133V185H131ZM140 186V185H139ZM143 186H144V184H143ZM153 186V185H152ZM163 186V185H162ZM168 186H169V184H168ZM175 186V187H176ZM186 186V185H185ZM7 187H8V185H7ZM44 187V186H43ZM165 187V186H164ZM171 187V186H170ZM13 188H17V187H15V183H14V187ZM22 188V187H21ZM25 188V187H24ZM27 188V187H26ZM53 188V187H52ZM128 188V187H127ZM144 188V187H143ZM153 188H156V187H153ZM158 188V187H157ZM162 189H163V187H161ZM166 189H167V186L165 187ZM198 188V187H197ZM3 189V188H2ZM18 189H19V186H18ZM46 189H47V187H46ZM46 189H44L45 191H46ZM54 189V188H53ZM130 189V188H129ZM179 189V188H178ZM177 189V190H178ZM201 189V188H200ZM204 189V188H203ZM94 190H96V189H94ZM168 190V189H167ZM172 190V189H171ZM22 191V190H21ZM51 191V190H50ZM128 191V190H127ZM149 191H152V190H148V192ZM154 191H157L158 192V190H154ZM166 191V190H165ZM173 192H174V190H172ZM201 191V190H200ZM203 192H205L204 190H202ZM235 191V190H234ZM2 192V191H1ZM53 192V191H52ZM51 192V193H52ZM161 192V191H160ZM164 192V191H163ZM8 193V192H7ZM60 193V192H59ZM152 193H153V191H152ZM166 193V192H165ZM201 194H202V192H200ZM206 193H203V194H205L206 195ZM42 194V193H41ZM145 194V193H144ZM162 194L163 193H161V196H162ZM179 194V193H178ZM197 194H199V192L197 193ZM196 194V195H197ZM233 194V193H232ZM24 195H26V194H24ZM61 195V194H60ZM60 195H58V196H60ZM93 195V194H92ZM109 195V194H108ZM119 195V194H118ZM154 195H155V193H154ZM169 195H171V194H169ZM168 195V196H169ZM64 196V195H63ZM113 196V195H112ZM153 196V195H152ZM173 196H174V194H173ZM176 196H177V194H176ZM182 196H180V197H182ZM203 196V195H202ZM201 196V197H202ZM3 197V196H2ZM48 197V196H47ZM122 197V196H121ZM124 197V196H123ZM160 197V196H159ZM164 197V196H163ZM167 197V196H166ZM175 197V196H174ZM197 197V196H196ZM10 198H13V197H10ZM46 198V197H45ZM49 198V197H48ZM87 198V197H86ZM91 198V197H90ZM148 198V197H147ZM160 198H162V197H160ZM190 198V199H189ZM198 198H199V196H198ZM47 199V198H46ZM64 199V198H63ZM163 199L164 198H162V201H163ZM170 199V198H169ZM180 199V198H179ZM195 199V198H194ZM206 199V198H205ZM81 200V199H80ZM124 200V199H123ZM122 200V201H123ZM131 200V199H130ZM146 200V199H145ZM171 200V199H170ZM177 200V199H176ZM183 199L181 198V201H182ZM193 200V199H192ZM199 200H201L202 201V199H199ZM208 201H209V199H207ZM207 200H205V201H207ZM224 200V201H223ZM230 200V201H229ZM241 200V199H240ZM1 201V200H0ZM14 201V200H13ZM17 201V200H16ZM45 201H47V200H45ZM49 201V200H48ZM72 201V200H71ZM107 201V200H106ZM133 201H134V199H133ZM136 201V200H135ZM140 201H142L141 199H140ZM148 201H150V203H151V200L149 199ZM180 200H179V202H181ZM184 202L186 201V200H183ZM200 201V202H201ZM207 201V202H208ZM15 202V201H14ZM101 202V201H100ZM137 202H138V200H137ZM143 202H145V201H143ZM164 202V201H163ZM168 202V201H167ZM176 202V201H175ZM191 202V201H190ZM196 202H197V200H196ZM199 201H198V203L197 204H199L200 203ZM212 202V201H211ZM211 202L209 201V204L211 205ZM222 202H221V204H222ZM9 203H11V201L9 202ZM105 203V202H104ZM110 203V202H109ZM108 203V204H109ZM176 203H178V202H176ZM193 203V202H192ZM191 203V204H192ZM206 203V202H205ZM213 203V202H212ZM220 203V202H219ZM224 203H223V205H224ZM3 204V203H2ZM17 204H18V202H17ZM17 204H15V205H17ZM39 204V203H38ZM103 204V203H102ZM111 204V203H110ZM109 204V205H110ZM141 204V203H140ZM139 204V205H140ZM144 204V203H143ZM152 204H155V203H151V205ZM164 204H166V203H164ZM184 204V203H183ZM207 204V203H206ZM227 204H229V203H227ZM227 204L226 205H224V210H226L225 208L227 207ZM233 204V203H232ZM8 205V204H7ZM64 205V204H63ZM87 205H88V203H87ZM105 205H107V204H105ZM116 205V204H115ZM119 205V204H118ZM138 205V204H137ZM142 205V204H141ZM181 205V204H180ZM186 205V204H185ZM205 205V204H204ZM217 205H219V204H217ZM223 205H220V206H223ZM230 206H232L231 204H229ZM1 206V205H0ZM18 206H20L19 204H18ZM47 206V205H46ZM66 206V205H65ZM156 204L155 205H153V207L154 208H156ZM160 206V205H159ZM168 206V205H167ZM167 206H166V209H167ZM170 206H172V204L170 205ZM176 206V205H175ZM190 206V205H189ZM199 206H201L200 204H199ZM199 206H197V208H199ZM207 206H208V204H207ZM214 206V205H213ZM226 206V207H225ZM31 207V206H30ZM38 207V206H37ZM62 207V206H61ZM61 207H59V208H61ZM67 207V206H66ZM92 207V206H91ZM95 207V206H94ZM111 207V206H110ZM118 207V206H117ZM121 207V206H120ZM177 207V206H176ZM185 207V206H184ZM202 207V206H201ZM200 207V208H201ZM211 207V206H210ZM41 208V207H40ZM48 208V207H47ZM97 208V207H96ZM107 208H108V205H107ZM113 208H114V206H113ZM124 208V207H123ZM122 208V209H123ZM158 208V207H157ZM168 208H169V206H168ZM173 208V207H172ZM193 208H194V206L192 207V210H193ZM196 208V207H195ZM204 208V207H203ZM215 208V207H214ZM219 208H221V207H219ZM228 208V210H229V208L230 207H227ZM51 209V208H50ZM75 209V208H74ZM111 209V208H110ZM118 209H120V208H117L116 210H118ZM121 209V210H122ZM159 209V208H158ZM162 209H163V207H162ZM174 209V208H173ZM177 209V208H176ZM222 209V208H221ZM33 210H35L34 208H33ZM42 210V209H41ZM150 210V209H149ZM152 210H156V209H153L152 208ZM188 210H189V207H188ZM198 210V209H197ZM201 211H202V209H200ZM210 210V209H209ZM45 211V210H44ZM43 211V212H44ZM51 211H53V210H51ZM68 211V210H67ZM95 211V210H94ZM111 211H113V210H111ZM120 211V210H119ZM128 211V210H127ZM158 211V210H157ZM182 211H183V209H182ZM182 211H179V212H181L182 213ZM187 211V210H186ZM185 211V212H186ZM191 211V210H190ZM190 211H188V213L190 212ZM196 211V210H195ZM201 211H200V213H201ZM204 211H206V210H204ZM203 211V212H204ZM212 211V210H211ZM222 211H223V209H222ZM239 211V210H238ZM93 212V211H92ZM114 212H115V210H114ZM121 212H123V211H121ZM130 212V211H129ZM156 212V211H155ZM160 214H162L160 211H158ZM165 212L167 213V211L165 210ZM178 212V213H179ZM207 212V211H206ZM224 212V211H223ZM226 212V211H225ZM224 212V213H225ZM228 212V214H226ZM225 214L226 215H229L230 213H229V211H227ZM234 212H237V209L236 210H234ZM244 212H243V214H244ZM46 213H49V212H47L46 211ZM51 213V212H50ZM59 213V212H58ZM95 213H96V211H95ZM94 213V214H95ZM118 213H120V212H118ZM128 213V212H127ZM164 213V212H163ZM192 213H194V211H192ZM196 213H198V212H195L194 214H196ZM222 213V212H221ZM258 213V212H257ZM256 213V214H257ZM261 213L262 212H260V215H261ZM35 214V213H34ZM34 214H33V216H34ZM114 214V213H113ZM121 214V213H120ZM119 214V215H120ZM152 214H153V212H152ZM152 214L150 215V216H152ZM165 214V213H164ZM167 214H169V213H167ZM170 214H171V212H170ZM169 214V215H170ZM199 214V213H198ZM197 214V215H198ZM204 214V213H203ZM202 214V215H203ZM214 214V213H213ZM223 214V213H222ZM221 214V215H222ZM241 214V213H240ZM259 214V213H258ZM258 214H257V216H258ZM32 215V214H31ZM39 215H40V213H39ZM48 214H46V216H47ZM65 215V214H64ZM97 215V214H96ZM95 215V216H96ZM116 215H118V214H116ZM129 215V214H128ZM131 215V214H130ZM143 215V214H142ZM173 215H175V213H173ZM178 215V217H179V214H177ZM186 215V214H185ZM219 215V214H218ZM234 216L236 215V214H233ZM259 215V216H260ZM29 216V215H28ZM51 216V215H50ZM53 216V215H52ZM63 215H61V217H62ZM90 216V215H89ZM93 216V215H92ZM149 216V217H150ZM157 216V215H156ZM163 216V215H162ZM162 216H159L158 218H160V217H162ZM164 216H166V215H164ZM201 216V215H200ZM200 216H196L197 217V220H198V218L200 219ZM208 216V215H207ZM212 216V215H211ZM214 216V215H213ZM233 216V217H234ZM250 216V215H249ZM30 217V216H29ZM40 217V216H39ZM57 217H58V215H57ZM100 217V216H99ZM123 217V216H122ZM133 217H134V213H133ZM153 217V216H152ZM166 217H171V216H166ZM188 217H190V216H188ZM187 217V218H188ZM195 217V215H194V218H196ZM202 218H203V216H201ZM219 217V216H218ZM223 217V216H222ZM227 217V216H226ZM230 217V216H229ZM232 217V216H231ZM231 217H230V219H231ZM255 217H256V215H255ZM261 217V216H260ZM36 218V217H35ZM43 218H44V215H43ZM51 218V217H50ZM58 218H60V217H58ZM64 218V217H63ZM62 218V219H63ZM110 218V217H109ZM116 218V217H115ZM130 218H132V216L131 217H129V219ZM136 218V217H135ZM153 218H155V217H153ZM157 218V217H156ZM158 218H157V220H158ZM163 218V217H162ZM162 218H161V220H162ZM186 218V217H185ZM204 218H206L205 216H204ZM203 218V219H204ZM220 218H221V216H220ZM237 218V217H236ZM238 218H239V216H238ZM37 219V218H36ZM40 219V218H39ZM46 219V217L44 218V220ZM98 219V218H97ZM117 219V218H116ZM128 218H126V220H127ZM141 219H142V217H141ZM144 219H146V218H144ZM148 219H150V218H148ZM165 218H163V220H164ZM172 219H174V218H172ZM191 219V218H190ZM203 219H201L202 221H203ZM215 219V218H214ZM226 219V218H225ZM258 219V218H257ZM264 219V218H263ZM40 220H42V218L40 219ZM66 220H67V218H66ZM65 220V221H66ZM132 220V219H131ZM152 220V219H151ZM167 220H169V219H167ZM185 220V219H184ZM193 220H195V219H193ZM192 220V221H193ZM199 221V222H202V221ZM205 220V219H204ZM208 220H209V216H208ZM210 220H211V218H210ZM209 220V221H210ZM224 220V219H223ZM223 220L221 221L222 222V224H223ZM234 220V219H233ZM238 220V219H237ZM246 220V219H245ZM256 220V219H255ZM46 221V220H45ZM76 221V220H75ZM85 221V220H84ZM105 221V220H104ZM119 221V220H118ZM142 221V220H141ZM148 221V220H147ZM150 221V220H149ZM174 221L176 222V220L174 219ZM178 221V220H177ZM188 221V220H187ZM240 221V220H239ZM259 222H260V220H258ZM53 222V221H52ZM52 222H51V224H52ZM56 222V221H55ZM55 222H54V224H55ZM62 222V221H61ZM73 222V221H72ZM78 222V221H77ZM82 222V221H81ZM109 222V221H108ZM133 222V221H132ZM132 222H131V225H136L137 226V224H132ZM158 222H159V220H158ZM166 222V221H165ZM179 222V221H178ZM190 222V221H189ZM205 222V221H204ZM207 222V221H206ZM211 222V221H210ZM226 222H228V221H225V225H226ZM247 222V221H246ZM256 222V221H255ZM264 222V221H263ZM27 224V223H26ZM82 224L84 225V222H82ZM105 224H106V222H105ZM111 224H112V222H111ZM113 224H114V222H113ZM143 224H144V222H143ZM143 224H141L142 226H143ZM151 224H152V222H151ZM150 224V225H151ZM163 224H164V221H163ZM171 224H172V222H171ZM179 224H180V222H179ZM191 224H192V222H191ZM190 224V225H191ZM228 224H230V222H228ZM228 224H227V226H228ZM231 224H232V221H231ZM230 224V225H231ZM261 224H262V222H261ZM43 225H46V222H45V224H43ZM42 225V226H43ZM74 225V224H73ZM100 225V224H99ZM99 225H97V226H99ZM103 225V224H102ZM107 225V224H106ZM105 225V226H106ZM157 225V224H156ZM159 225V224H158ZM157 225V226H158ZM170 225V224H169ZM193 225V224H192ZM202 225H203V222H202ZM205 226H206V224H204ZM210 224H208V226H209ZM213 225H215V224H213ZM212 225V226H213ZM217 225H218V222H217ZM237 225V224H236ZM258 227H256V228H258L259 229V227L261 228V226H259L260 224H256ZM30 226V225H29ZM55 227H56V225H54ZM81 226V225H80ZM85 226V225H84ZM96 226V227H97ZM154 226V225H153ZM161 226V228L163 227V226H166V227H164V228H168L167 227V224L166 225H160ZM160 226H158V228L160 227ZM173 226V228H174V226H177V225H172ZM182 226V225H181ZM184 226V225H183ZM196 226V225H195ZM201 226V225H200ZM204 226V227H205ZM211 226V225H210ZM220 226V225H219ZM247 226V225H246ZM58 227H59V225H58ZM67 227H68V225H67ZM93 227V226H92ZM91 227V228H92ZM107 227H109L108 225H107ZM110 227H111V229H113L112 228V226L110 225ZM134 227V226H133ZM192 227V226H191ZM202 228H203V226H201ZM200 227V228H201ZM214 227V226H213ZM215 227H216V225H215ZM230 227H232V226H230ZM240 227V226H239ZM248 227H249V225H248ZM247 227V228H248ZM47 228V227H46ZM137 228V227H136ZM139 228H141V227H139ZM172 228V229H173ZM176 228V227H175ZM179 228V227H178ZM207 228V227H206ZM209 228V227H208ZM212 228V227H211ZM226 228H228V227H225V229ZM240 228H242V227H240ZM245 228V227H244ZM243 228V229H244ZM21 229V228H20ZM23 229H25L24 227H23ZM58 229V228H57ZM90 229V228H89ZM109 229V228H108ZM130 229V228H129ZM128 229V230H129ZM151 229V228H150ZM149 229V230H150ZM153 229V228H152ZM151 229V230H152ZM154 229H157V227L156 228H154ZM153 229V230H154ZM165 229V230H166ZM205 229V228H204ZM218 229H220V227L218 228ZM224 229V227H223V230H225ZM254 230H255V228H253ZM258 229H257V231H258ZM263 229V228H262ZM29 230V229H28ZM96 230H98V229H96ZM96 230H94V232L95 233H97V231ZM101 230H103L102 228H101ZM104 230H106V227H105V229ZM103 230V231H104ZM143 230V229H142ZM141 230V231H142ZM152 230V231H153ZM169 230V229H168ZM167 230V231H168ZM174 230V229H173ZM202 230V229H201ZM208 230V229H207ZM213 230H215V229H213ZM222 230V231H223ZM231 230V229H230ZM229 230V231H230ZM233 230V229H232ZM241 230V229H240ZM33 231V230H32ZM56 231V230H55ZM71 231V230H70ZM77 231V230H76ZM102 231V232H103ZM114 231V230H113ZM124 231V230H123ZM126 231V230H125ZM125 231H124V233H125ZM135 231H137V230H135ZM157 231V230H156ZM170 231V233H171V231L172 230H169ZM179 231V230H178ZM178 231H175V233H176V235H177V232ZM184 231V230H183ZM196 231V230H195ZM197 231H198V229H197ZM200 231V230H199ZM209 231V233H211L212 231H210V229L208 230ZM218 231V230H217ZM245 231H247V230H245ZM260 231H261V229H260ZM16 232H18V231H16ZM35 232V231H34ZM46 232V231H45ZM54 232V231H53ZM99 232V231H98ZM101 232V231H100ZM126 232H128V231H126ZM155 232V231H154ZM154 232H152V233H154ZM163 232H165L164 230H163ZM186 232V231H185ZM205 232V231H204ZM219 232V231H218ZM237 232H239V231H237ZM262 232V231H261ZM27 233V232H26ZM50 233V232H49ZM57 233H58V230H57ZM72 234H73V232H71ZM82 233H84L83 231H82ZM92 233V232H91ZM105 233H108V231H106ZM112 233V232H111ZM117 233V232H116ZM123 233V234H124ZM139 234V236H140V238L142 237V235H143V233H142V235L139 233V232H136L135 234ZM147 233H148V231H147ZM165 233H167V232H165ZM164 233V234H165ZM180 233H183V232H180ZM193 233H194V230H193ZM192 233V231H191V233L190 234H193ZM200 233V232H199ZM245 233V232H244ZM252 233V232H251ZM68 234V233H67ZM103 234V233H102ZM109 234V233H108ZM118 234V233H117ZM150 234V233H149ZM149 234H148V236H149ZM157 234V233H156ZM156 234L154 235V236H156ZM163 234V235H164ZM172 234H174V233H172ZM185 234H187V233H185ZM185 234H183V235H185ZM194 234H198V232H196V233H194ZM193 234V235H194ZM202 234H203V230H202ZM207 234H208V232H207ZM221 234V233H220ZM229 234V233H228ZM227 234V235H228ZM248 234H249V232H248ZM253 234V233H252ZM260 234V233H259ZM14 235V234H13ZM18 235V234H17ZM36 235V234H35ZM53 235H54V233H53ZM60 235V234H59ZM69 235V234H68ZM86 235V234H85ZM91 235V234H90ZM112 235V234H111ZM124 235H126V234H124ZM129 235V234H128ZM145 235V234H144ZM162 235V236H163ZM176 235H175V237H176ZM180 235V234H179ZM182 234H181V236H183ZM189 235V234H188ZM203 235H206V234H203ZM210 235V234H209ZM217 235V234H216ZM219 235V234H218ZM244 235H246V233L244 234ZM250 235V234H249ZM255 235H257V234H255ZM10 236V235H9ZM26 236V235H25ZM24 236V237H25ZM38 236H40V235H38ZM57 236V235H56ZM88 236V235H87ZM109 236V235H108ZM118 236V235H117ZM132 236H134L135 238H136V236L135 235H132ZM157 236H158V234H157ZM165 236V235H164ZM163 236V237H164ZM198 236V235H197ZM200 236H202L201 234H200ZM221 236V235H220ZM224 236V235H223ZM223 236H222V238H223ZM231 236V235H230ZM248 236V235H247ZM262 236V235H261ZM1 237V236H0ZM36 237V236H35ZM48 237V236H47ZM92 237H93V235H92ZM106 238V236H104L103 235V238ZM131 237V236H130ZM130 237H128L127 236V238L128 239H130ZM144 238L146 237V236H143ZM162 237V238H163ZM172 237V236H171ZM170 237V238H171ZM174 237V238H175ZM179 237V236H178ZM184 237V240L186 239L185 238V236H183ZM190 237V236H189ZM226 237V236H225ZM234 237H235V235H234ZM243 237V236H242ZM249 237V236H248ZM248 237H246V240H247V238ZM250 237H252V236H250ZM254 237V236H253ZM253 237H252V239H253ZM2 238V237H1ZM85 238H88V237H86L85 236ZM89 238H91V236H89ZM104 238V239H105ZM110 239H111V236L109 237ZM116 238V237H115ZM149 238H151V237H149ZM156 238V237H155ZM161 238V240H166V239H162ZM169 238V237H168ZM194 238H196V237H194ZM213 238H214V235H213ZM233 238V237H232ZM256 238V237H255ZM262 239V237H259V239ZM27 239V238H26ZM25 239V240H26ZM75 239V238H74ZM82 239H83V237H82ZM81 239V240H82ZM102 239V238H101ZM117 239V238H116ZM125 239V238H124ZM131 239H132V237H131ZM138 239H139V237H138ZM137 239V240H138ZM152 239L154 240V237H152ZM151 239V240H152ZM197 239H199L200 240V238L199 237H197ZM201 239H202V237H201ZM240 239H241V237H240ZM251 239V238H250ZM249 239V240H250ZM264 239V238H263ZM24 240V239H23ZM38 240V239H37ZM63 240V239H62ZM76 240V239H75ZM78 240V239H77ZM79 240H80V237H79ZM78 240V241H79ZM87 240V239H86ZM94 240V239H93ZM105 240H107V239H105ZM122 240L123 239H121L120 241L122 242ZM126 240V239H125ZM157 240V239H156ZM160 240V243L162 242ZM171 240V239H170ZM175 240V239H174ZM193 240V239H192ZM206 240L208 241V239H205V243H203L202 245L204 246V244H206ZM225 240V239H224ZM223 240V241H224ZM243 240V239H242ZM245 240V239H244ZM244 240H243V243H246V242H244ZM249 240H247V241H249ZM255 239H253V241H254ZM2 241V240H1ZM5 241V240H4ZM30 241V240H29ZM29 241L27 240V246L29 245ZM95 241V240H94ZM104 241V240H103ZM124 241V240H123ZM131 241H133V240H131ZM141 241V240H140ZM148 241H149V239H148ZM168 241V240H167ZM172 241H173V239H172ZM186 241V240H185ZM190 241H191V239H190ZM190 241L188 242L189 244H187V246L188 245H190ZM196 241V240H195ZM218 241H219V239H218ZM252 241V240H251ZM258 241H260V240H258ZM257 241V242H258ZM264 241V240H263ZM9 242V241H8ZM23 242V241H22ZM50 242V241H49ZM68 242V241H67ZM72 242V241H71ZM86 242V241H85ZM87 242H90V241H87ZM92 242V241H91ZM113 243H114V241H112ZM117 241H115V243H116ZM118 242H119V239H118ZM117 242V243H118ZM126 242H128V244H129V242L130 241H126ZM126 242H125V244H123V245H126ZM133 242H136V239H134V241ZM145 242V241H144ZM152 242H154V241H152ZM156 242H158V241H156ZM156 242H154L155 243V245H156ZM169 242H171V241H169ZM174 242V241H173ZM178 242V241H177ZM176 242V243H177ZM184 242V241H183ZM187 242V241H186ZM199 242V241H198ZM202 242H204V239L202 240ZM210 242H213V241H210ZM209 242V243H210ZM228 242V241H227ZM230 242H232L233 243V241H230ZM1 243V242H0ZM3 243V242H2ZM5 244H6V242H4ZM11 243V242H10ZM33 243V242H32ZM69 243V242H68ZM93 243V242H92ZM98 243V242H97ZM97 243H95V244H97ZM109 243V242H108ZM123 243V242H122ZM146 243V245H147V241L145 242ZM153 243V244H154ZM163 243V242H162ZM161 243V244H162ZM165 243V242H164ZM175 243V242H174ZM181 243V242H180ZM197 243V242H196ZM200 243V242H199ZM213 243H215V242H213ZM219 242H217V244H218ZM249 243H250V241H249ZM261 243H262V241H261ZM264 243V242H263ZM13 244V243H12ZM34 245H35V243H33ZM69 244H71V243H69ZM74 243H72L71 245L73 246H71L72 248H74V245H73ZM87 244V243H86ZM99 244H100V241H99ZM112 244V243H111ZM138 244V243H137ZM141 244V243H140ZM149 244V243H148ZM153 244L151 245V244H149V245H151L152 247H154L153 246ZM157 244H159V243H157ZM161 244H159L160 246H161ZM192 244V243H191ZM201 244V243H200ZM260 244V243H259ZM1 245H4V244H1ZM15 245V244H14ZM26 245V244H25ZM54 245V244H53ZM81 245V244H80ZM91 245V244H90ZM113 245V244H112ZM115 245V244H114ZM131 245V244H130ZM143 245H144V243H143ZM146 245H145V247H146ZM165 245V244H164ZM170 245H171V243H170ZM173 245L174 244H172V246L171 247H173ZM179 244H177V246H178ZM186 245V244H185ZM193 245V244H192ZM192 245H190V246H192ZM208 245V244H207ZM211 245H212V243H211ZM227 245V244H226ZM230 245H232V244H230ZM229 245V247H231ZM26 246V247H27ZM77 246V245H76ZM75 246V247H76ZM97 246V245H96ZM96 246L94 247V249L96 248ZM99 246V245H98ZM100 246H103V248H104V245H101L100 244ZM118 246H121V245H118ZM137 246V245H136ZM140 246H142V245H140ZM139 246V247H140ZM151 246H150V248H151ZM167 246V245H166ZM175 246V245H174ZM196 246V245H195ZM214 246H216V245H214ZM213 246V247H214ZM217 246H219V245H217ZM234 246V245H233ZM233 246H232V248H233ZM238 246H240V244L238 245V243H237V247ZM241 246L243 247V245H242V243H241ZM246 246H248V243H246ZM7 247V246H6ZM16 247V246H15ZM15 247H14V249H15ZM18 247V246H17ZM20 248L22 247V246H19ZM51 247V246H50ZM78 247V246H77ZM88 247V246H87ZM92 247V246H91ZM115 247H117V246H115ZM124 247V246H123ZM126 247V246H125ZM130 247H133L132 245L130 246ZM169 247V246H168ZM198 247V246H197ZM211 247V246H210ZM213 247H211V248H213ZM223 247V246H222ZM244 247H245V245H244ZM253 247H255V246H253ZM261 247V246H260ZM9 248V247H8ZM19 248V249H20ZM28 248V247H27ZM33 247H32V245L30 246V249H32ZM66 248V247H65ZM80 248V247H79ZM89 248V247H88ZM93 248V247H92ZM100 248V247H99ZM102 248V249H103ZM106 248H108V247H106ZM106 248H104V249H106ZM114 248V247H113ZM121 248V247H120ZM127 248H128V246H127ZM141 248V247H140ZM147 248V247H146ZM182 248H183V246H182ZM181 248V250H183ZM188 248V247H187ZM193 248V247H192ZM196 248V247H195ZM205 248V247H204ZM216 248V247H215ZM235 248V247H234ZM248 248V247H247ZM251 248V247H250ZM250 248H248V249H250ZM6 249V248H5ZM29 249V248H28ZM54 249H55V247H54ZM58 249V248H57ZM77 249V248H76ZM82 249V248H81ZM115 249H117V248H115ZM114 249V251H116L117 252V250H115ZM118 249H119V247H118ZM122 249H124V248H122ZM122 249H120V250H122ZM129 249V248H128ZM161 249V248H160ZM165 249H166V247H165ZM180 249V245H179V248H178V250ZM186 249V248H185ZM197 249H200V247H198ZM202 249V248H201ZM209 249V248H208ZM253 249V248H252ZM21 250H22V248H21ZM27 250V249H26ZM42 251H43V249H41ZM40 250V251H41ZM49 250V249H48ZM51 250V249H50ZM66 250V249H65ZM95 250H97V249H95ZM94 250V251H95ZM100 250V249H99ZM112 250V249H111ZM126 250V249H125ZM129 250H134V248L133 249H129ZM136 250H138V247H136ZM142 250V249H141ZM145 250V249H144ZM150 250H152V249H150ZM155 250V249H154ZM157 250V249H156ZM155 250V251H156ZM162 250L165 252V250L164 249H161V255H162ZM176 250H177V248H176ZM180 250V251H181ZM187 250V249H186ZM185 250V252L186 253H189V251L187 252ZM193 250V249H192ZM195 250V249H194ZM193 250V251H194ZM202 250H204V249H202ZM202 250H200V253H201V251ZM210 250V249H209ZM209 250H207L208 252H209ZM216 250V249H215ZM226 250V249H225ZM254 250V249H253ZM39 251V250H38ZM91 251H93V250H91ZM124 251V250H123ZM122 251V252H123ZM139 251V250H138ZM193 251H191L192 252V254L194 253V255H195V252H193ZM199 251V250H198ZM198 251H196V252H198ZM206 251V252H207ZM217 251V250H216ZM228 251H229V249H228ZM240 251V250H239ZM245 251V250H244ZM246 251H247V249H246ZM34 252H36V253H38L37 252V250H35ZM34 252H32V253H34ZM43 252H45V251H43ZM58 252V251H57ZM67 252V251H66ZM76 252V251H75ZM87 252V251H86ZM97 252V251H96ZM103 252H105L106 253V251H103ZM112 252V251H111ZM131 252V251H130ZM134 252V251H133ZM144 252V251H143ZM163 252V253H164ZM167 252V251H166ZM182 252V251H181ZM203 252V251H202ZM205 252V251H204ZM241 255L240 256H242V254H243V251H242V249H241ZM262 252V251H261ZM30 253V252H29ZM32 253H30V254H32ZM91 253V252H90ZM95 253V252H94ZM127 253V252H126ZM147 253V252H146ZM145 252H144V254H146ZM150 252H149V250H148V254H149ZM151 253H154V251H152ZM157 253V252H156ZM177 253V252H176ZM199 253V252H198ZM212 253V252H211ZM210 253V254H211ZM217 253V252H216ZM226 253H228L227 251H226ZM225 253V254H226ZM235 253V252H234ZM244 253H247V252H244ZM250 253V252H249ZM249 253H248V257H249ZM22 254H23V252H22ZM102 254V253H101ZM113 254H114V252H113ZM122 255H123V253H121ZM131 254H132V252H131ZM134 254V253H133ZM143 254V255H144ZM147 254V255H148ZM183 254H185V253H183ZM190 255H191V253H189ZM229 254V253H228ZM264 254V249H263V252L260 254V251H258L255 255H259V257H262V256H260V255H263ZM63 255H64V253H63ZM68 255V254H67ZM98 255V254H97ZM99 255H100V253H99ZM103 255V254H102ZM107 255V254H106ZM117 255H119V254H117ZM171 255H172V253H171ZM181 255V254H180ZM193 255V256H194ZM212 255H213V253H212ZM34 256V255H33ZM56 256H58V255H56ZM59 256H61V255H59ZM66 256V255H65ZM151 255H148V257H150ZM153 256H154V254H153ZM186 256V255H185ZM191 257V256H189V257H191V258H194V257ZM197 256V255H196ZM234 256V255H233ZM244 256V259H245V254L243 255ZM105 257H108V255L107 256H105ZM116 257V256H115ZM148 257H146L145 256V258L146 259H148ZM156 257V256H155ZM154 257V258H155ZM158 257H159V255H158ZM157 257V258H158ZM187 257V256H186ZM198 257V256H197ZM202 257V256H201ZM224 257V256H223ZM228 257V256H227ZM226 257V258H227ZM230 257V256H229ZM235 257V256H234ZM247 257V258H248ZM60 258H62L63 259V257L61 256ZM112 258H114V256L112 257ZM150 258H153V257H150ZM157 258H156V260H157ZM160 258V257H159ZM167 259H168V257H166ZM169 258H170V255H169ZM178 258H180V257H178ZM181 258H183L182 256H181ZM214 258H215V256H214ZM57 259V258H56ZM105 259V258H104ZM118 259V258H117ZM127 259H129V258H127ZM162 259V258H161ZM184 259V258H183ZM195 259V258H194ZM199 259V258H198ZM221 259H222V257H221ZM230 259V258H229ZM228 259V260H229ZM231 259H232V256H231ZM249 259V258H248ZM261 258H259V260H260ZM264 259V258H263ZM27 260V259H26ZM25 260V261H26ZM130 260V259H129ZM134 260V259H133ZM133 260H131L132 262H133ZM139 260H141V259H138L137 261H139ZM153 260V259H152ZM155 259L153 260L154 262H156V263H158L159 261L158 260H160V259H158L157 261H156ZM196 260V259H195ZM200 260V259H199ZM210 260V259H209ZM233 260V259H232ZM236 260V259H235ZM32 261V260H31ZM30 261V262H31ZM114 261V260H113ZM135 261V260H134ZM164 261V260H163ZM162 261V262H163ZM166 261V260H165ZM164 261V262H165ZM167 261H169L170 262V260H167ZM182 261V260H181ZM180 261V262H181ZM185 261H187V259L186 260H184L183 262L186 264V262ZM236 261H238L239 262V259L238 260H236ZM241 261V260H240ZM245 261H247V259H245ZM254 261V260H253ZM120 262H122V260L120 261ZM130 262V261H129ZM148 262H150V261H148ZM161 262V263H162ZM173 262V261H172ZM175 262V261H174ZM173 262V263H174ZM180 262H179V264H180ZM189 262V261H188ZM187 262V264H189ZM195 262V261H194ZM203 262V261H202ZM221 262V261H220ZM230 262H231V260H230ZM233 262V261H232ZM231 262V263H232ZM244 262V261H243ZM248 262V261H247ZM264 262V261H263ZM11 262L9 261V264H10ZM24 263V262H23ZM36 263V262H35ZM62 263V262H61ZM65 263V262H64ZM63 263V264H64ZM67 263V262H66ZM65 263V264H66ZM107 263V262H106ZM127 262H125L124 264H126ZM137 262H135V264H136ZM141 262L139 261V263L138 264H140ZM166 264H168V262H165ZM222 263V262H221ZM221 263H219V264H221ZM237 263V262H236ZM235 263V264H236ZM241 263H242V261H241ZM245 263V262H244ZM244 263H242V264H244ZM260 263H262L261 262V260H260ZM1 264V263H0ZM20 264V263H19ZM52 264H53V262H52ZM68 264H70V263H68ZM83 264V263H82ZM114 264H116V263H114ZM130 264V263H129ZM133 264H134V262H133ZM141 264H143V262L141 263ZM144 264H145V262H144ZM148 264V263H147ZM153 264H155V263H153ZM163 264V263H162ZM169 264H171V263H169ZM174 264H178V263H174ZM190 264H192V263H190ZM195 264V263H194ZM223 264V263H222ZM227 264V263H226ZM229 264V263H228ZM232 264H234V263H232ZM237 264H240V263H237Z\"/></svg>","mask_w":264,"mask_h":264}]
</instances>
